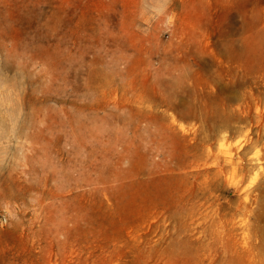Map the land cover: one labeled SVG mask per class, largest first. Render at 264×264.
Instances as JSON below:
<instances>
[{"label":"rangeland","instance_id":"374dc122","mask_svg":"<svg viewBox=\"0 0 264 264\" xmlns=\"http://www.w3.org/2000/svg\"><path fill=\"white\" fill-rule=\"evenodd\" d=\"M22 5L44 18L0 38V264H264V0Z\"/></svg>","mask_w":264,"mask_h":264},{"label":"bare ground","instance_id":"6f19581e","mask_svg":"<svg viewBox=\"0 0 264 264\" xmlns=\"http://www.w3.org/2000/svg\"><path fill=\"white\" fill-rule=\"evenodd\" d=\"M6 2V10L2 11L0 8V38L2 37H6L9 34V28L11 29H15L17 32H23V28L15 27V23H19L20 25H25L26 22L29 23H34L35 24V28H37L36 32H39V34L41 35V27H40V21L44 18V14L41 10L37 11L35 16L29 17V19L27 18V14L26 12L23 13V5H22V1L24 0H17L16 4H11L10 1L8 0H4ZM170 1V0H168ZM9 5H12L13 8H9ZM60 16L58 15V13L54 12V14H52L51 18L49 19V25L52 26L53 29H58L59 28V22H60ZM38 24V25H37ZM51 37H55L57 38V35L55 34H48L46 33V38H51ZM59 46V45H58ZM235 56H233V59H235L236 61H240V62H247L249 61V54H248V49H245V47L242 48V51L240 53L237 54H233ZM228 96H225V99L228 100Z\"/></svg>","mask_w":264,"mask_h":264}]
</instances>
